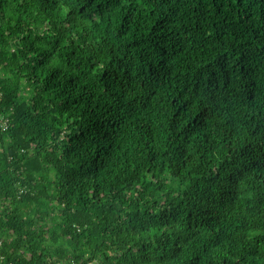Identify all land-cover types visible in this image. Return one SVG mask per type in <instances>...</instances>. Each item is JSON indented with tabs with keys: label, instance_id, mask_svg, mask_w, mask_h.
Here are the masks:
<instances>
[{
	"label": "trees",
	"instance_id": "trees-1",
	"mask_svg": "<svg viewBox=\"0 0 264 264\" xmlns=\"http://www.w3.org/2000/svg\"><path fill=\"white\" fill-rule=\"evenodd\" d=\"M0 239L264 264V0H0Z\"/></svg>",
	"mask_w": 264,
	"mask_h": 264
},
{
	"label": "built area",
	"instance_id": "built-area-1",
	"mask_svg": "<svg viewBox=\"0 0 264 264\" xmlns=\"http://www.w3.org/2000/svg\"><path fill=\"white\" fill-rule=\"evenodd\" d=\"M7 123H3V128L6 129L7 128ZM1 244H2V240L0 239V248H1Z\"/></svg>",
	"mask_w": 264,
	"mask_h": 264
}]
</instances>
